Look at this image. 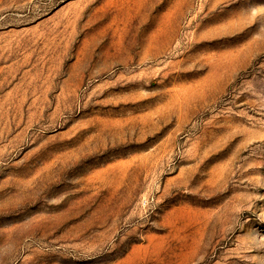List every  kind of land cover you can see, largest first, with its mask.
<instances>
[{
    "label": "rangeland",
    "instance_id": "1",
    "mask_svg": "<svg viewBox=\"0 0 264 264\" xmlns=\"http://www.w3.org/2000/svg\"><path fill=\"white\" fill-rule=\"evenodd\" d=\"M0 264H264V0H0Z\"/></svg>",
    "mask_w": 264,
    "mask_h": 264
}]
</instances>
